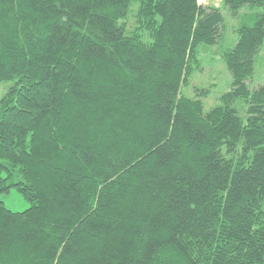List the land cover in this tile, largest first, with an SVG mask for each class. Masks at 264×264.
Returning <instances> with one entry per match:
<instances>
[{
	"label": "trees",
	"instance_id": "trees-1",
	"mask_svg": "<svg viewBox=\"0 0 264 264\" xmlns=\"http://www.w3.org/2000/svg\"><path fill=\"white\" fill-rule=\"evenodd\" d=\"M0 0V264H264V13L231 88L180 94L222 8L264 0ZM243 101L241 112L233 106Z\"/></svg>",
	"mask_w": 264,
	"mask_h": 264
},
{
	"label": "rangeland",
	"instance_id": "rangeland-1",
	"mask_svg": "<svg viewBox=\"0 0 264 264\" xmlns=\"http://www.w3.org/2000/svg\"><path fill=\"white\" fill-rule=\"evenodd\" d=\"M198 3L222 7L221 0H198ZM260 13H264L263 6H243L235 14L222 8L224 27L221 40L214 45L197 47V62L193 64L188 83L181 87L180 94L188 98H200L204 113L220 104L221 96L231 88V74L223 59V54L235 45L238 38L237 27L242 22H246L250 16ZM262 82H264V43L257 54L254 73L248 83L249 88H255ZM242 105L244 102L240 100L233 103V106L239 110V114L244 116V113L240 111ZM0 200L13 212H22L30 206V203L14 188L0 195Z\"/></svg>",
	"mask_w": 264,
	"mask_h": 264
}]
</instances>
